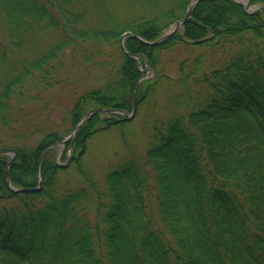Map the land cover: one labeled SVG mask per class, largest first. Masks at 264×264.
<instances>
[{
  "label": "trees",
  "instance_id": "obj_1",
  "mask_svg": "<svg viewBox=\"0 0 264 264\" xmlns=\"http://www.w3.org/2000/svg\"><path fill=\"white\" fill-rule=\"evenodd\" d=\"M190 2L0 0V264H264V9L200 0L168 38L143 41ZM127 31L143 40L126 35L124 51ZM165 80L176 90L158 103ZM135 85L146 147L121 135L127 155L101 183L88 142L127 119L95 113L72 130L97 106L130 111ZM57 141L77 185L60 184ZM6 151L11 185L40 176L38 190L9 188Z\"/></svg>",
  "mask_w": 264,
  "mask_h": 264
},
{
  "label": "rangeland",
  "instance_id": "obj_2",
  "mask_svg": "<svg viewBox=\"0 0 264 264\" xmlns=\"http://www.w3.org/2000/svg\"><path fill=\"white\" fill-rule=\"evenodd\" d=\"M242 1V0H240ZM115 43L105 44L103 47H117L114 45ZM73 61L71 58L66 60V65L69 67L72 66ZM72 64V65H71ZM144 71H142V75L144 78L152 76L151 70L147 69L144 64L139 66ZM73 71L76 74L78 84H83L84 74L82 69L78 71L77 64L73 66ZM176 90V86L173 81L165 80L162 82V85L158 91V103H166L169 101V96ZM62 91V90H61ZM61 91H57L60 93ZM63 92V91H62ZM66 94V93H65ZM146 107H141V109L137 110L135 114L129 118L124 125L113 126L110 129H104L97 132L88 142L87 152L84 157L85 165L93 172L102 181L103 176L106 172L107 168L123 157L127 155V150L125 148V144L122 140L121 135L136 148L141 151L146 147V131L150 129V123L148 117H145ZM111 117L116 118L117 116L111 115ZM64 151V145H59L57 148V154L62 153ZM12 154L11 152L9 153ZM70 158V153H68ZM61 163H65V160L61 161ZM81 182L79 174L76 172L74 166L68 160L66 164V171L60 173V184L65 187L67 184H72V186L77 185Z\"/></svg>",
  "mask_w": 264,
  "mask_h": 264
},
{
  "label": "water",
  "instance_id": "obj_3",
  "mask_svg": "<svg viewBox=\"0 0 264 264\" xmlns=\"http://www.w3.org/2000/svg\"><path fill=\"white\" fill-rule=\"evenodd\" d=\"M200 0H192L188 6V8L186 9L185 11V14L183 15V17H181L180 19L176 20L170 27V29L164 33L162 36H160L159 38L153 40V41H147V40H144L145 43H147L148 45H153V44H157L163 40H165L171 33H173L191 14L192 12V9L195 7V5L199 2ZM243 7L246 11H250V12H258L260 10H263L264 9V3L259 5L258 7H255L254 9H250L249 7V0H245V2L243 3ZM125 35H132L134 37H137L139 39H142L141 37L131 33V32H125L124 34L121 35L120 37V44H121V47L122 49H125L124 48V45H123V38ZM129 56H134L133 54H129ZM137 58V62H136V65L138 66L139 63H140V59L138 56H134ZM135 89H136V86H135ZM135 89H134V92H133V106H132V110L129 114H127L124 110H121V109H112V108H106V107H95V108H92L90 109L80 120L79 122L77 123V125L75 126L74 130H73V134L76 132V130L78 129V127L80 126V124L86 119L88 118L89 116L95 114V113H101V112H113V113H119V114H123L126 118H131L134 113H135V110H136V94H135ZM60 142H55L53 143L52 145H50L49 147L47 148H50L52 146H55V145H58ZM46 148V149H47ZM13 161V157H11L8 162H7V165H6V168H5V172H4V176H5V180L8 184V186L10 187V189L14 192H17V191H29V190H37L40 185H41V179L40 177L38 178V187H28V186H22V187H14V186H11L10 182H9V178H8V168L10 166V164L12 163ZM68 162V159L66 160V163Z\"/></svg>",
  "mask_w": 264,
  "mask_h": 264
}]
</instances>
